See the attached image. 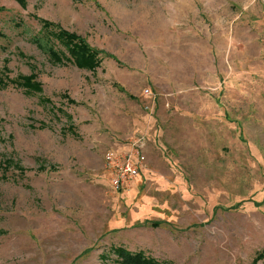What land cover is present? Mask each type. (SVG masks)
Listing matches in <instances>:
<instances>
[{
    "label": "rangeland",
    "instance_id": "rangeland-1",
    "mask_svg": "<svg viewBox=\"0 0 264 264\" xmlns=\"http://www.w3.org/2000/svg\"><path fill=\"white\" fill-rule=\"evenodd\" d=\"M25 3L0 0V264H264V0ZM38 19L99 66L50 63ZM134 143L116 192L103 155Z\"/></svg>",
    "mask_w": 264,
    "mask_h": 264
},
{
    "label": "trees",
    "instance_id": "trees-1",
    "mask_svg": "<svg viewBox=\"0 0 264 264\" xmlns=\"http://www.w3.org/2000/svg\"><path fill=\"white\" fill-rule=\"evenodd\" d=\"M20 7L26 6L25 0H14ZM40 25L36 34L29 38V42L33 44L48 61L52 64H60L62 62H72L77 68L94 70L100 64L98 52L92 49L85 40L79 36L68 33L59 26L44 20H37ZM4 38V34L0 32V39ZM13 85L24 91L26 95L41 92V85L34 76L18 77L13 81ZM1 86V84H0ZM43 104L50 105L49 101H43ZM52 107V106H51ZM54 111V107H52ZM56 112H60L56 110ZM1 123V122H0ZM69 127L67 128V130ZM73 131V130H71ZM73 133V132H71ZM12 163L5 161V165L0 163V168H8ZM16 170L22 171L18 164H12ZM5 171V170H2ZM115 254L119 264H161L153 257L145 255L142 251L131 252L123 247H115L111 249ZM264 254V251L261 255Z\"/></svg>",
    "mask_w": 264,
    "mask_h": 264
},
{
    "label": "built area",
    "instance_id": "built-area-1",
    "mask_svg": "<svg viewBox=\"0 0 264 264\" xmlns=\"http://www.w3.org/2000/svg\"><path fill=\"white\" fill-rule=\"evenodd\" d=\"M144 93L149 94V90H144ZM103 162L109 186L116 192L125 190L145 169L143 149L135 143L122 151H106L103 155Z\"/></svg>",
    "mask_w": 264,
    "mask_h": 264
},
{
    "label": "crops",
    "instance_id": "crops-1",
    "mask_svg": "<svg viewBox=\"0 0 264 264\" xmlns=\"http://www.w3.org/2000/svg\"><path fill=\"white\" fill-rule=\"evenodd\" d=\"M140 177V176H139ZM137 179V178H136Z\"/></svg>",
    "mask_w": 264,
    "mask_h": 264
}]
</instances>
